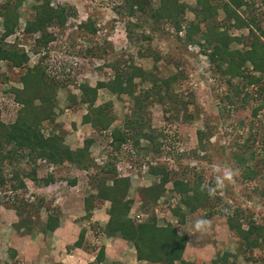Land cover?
Masks as SVG:
<instances>
[{
    "label": "rangeland",
    "instance_id": "374dc122",
    "mask_svg": "<svg viewBox=\"0 0 264 264\" xmlns=\"http://www.w3.org/2000/svg\"><path fill=\"white\" fill-rule=\"evenodd\" d=\"M178 1L187 5L183 18L186 20V26H190L198 18L191 10L195 7L194 0ZM222 1L211 0V3L219 4ZM243 1L245 4L235 11L248 25L235 27L234 20L228 19L221 8H217L216 14L205 23L214 30L225 33L229 38L228 48L232 50H244L253 35L264 38L259 32L264 31V0ZM3 2L4 0H0V4ZM39 3L40 0L22 1L16 9L18 17L13 33L9 39L4 40L5 43L15 41L28 59L20 68L9 66V63L4 61L0 62V119L3 122H11L14 119L19 104L13 101L10 89L21 87L19 78L25 68L39 64L45 68V77L53 78L57 82L56 93L51 99L54 104L53 114L50 121L40 124L41 133L64 135L77 131L76 136L82 140L92 138L88 148L91 166L79 171L69 164L55 165L52 171L48 172L41 163L37 164L39 179L47 174L53 175L54 181L64 192L60 191L61 198L53 203L52 199H47L52 197L53 193L50 191V194L45 196L46 199L41 200L42 207L36 212L33 200L41 196H38L39 191L36 193L35 189L47 190V187L43 188L40 181H27V188L18 193V198L20 196L21 199L13 203L25 204L23 217L26 220L38 226L45 220L44 212L50 210L53 205L76 209L77 200H82L86 194L94 191L95 181L91 180V176L97 171V167L112 161L115 168L116 163H119V173L126 174L127 170L137 176L129 182L127 195L133 200L129 212H142V220L150 213L158 215L159 224L167 222L174 227L177 220L168 212L169 206L178 202L177 198L170 195V184L166 186V191L156 206H146L140 202V188L159 180V174H152L150 170L164 168L169 170L170 179L182 178L190 184L201 180L202 184H210L214 182L212 168L219 164L234 169L236 176L234 182L224 191L217 192L214 197L208 195L212 205L206 204L202 208L205 210L203 215L209 220L220 218L221 221H212L206 233H198L200 236L195 233L196 236L201 237V240L209 238V233H212L210 236L213 235L214 225L217 226L215 229L220 231L223 223L226 224L224 208H231L232 211L241 209L242 214L236 215L233 220L243 227L251 219L256 223L264 221V193H261L264 184V93L257 91L260 82L248 83L247 77L222 74L209 60L207 53L210 47L205 48L200 34H195L192 41H187L183 37L185 29L181 28L182 35H178L166 22H153L147 13L140 12V8L129 14L123 0H51L52 7L61 6L64 10L71 7L74 15H70L62 27L54 23L47 24L45 33L51 35L52 40L46 47L41 44L34 46L38 31L34 32V38L33 33H16L20 32L26 20L32 18L33 6ZM149 6L154 9L157 2L151 0ZM87 18L97 28L93 34L80 27ZM249 18H252L254 23H249ZM199 23L203 29L204 22ZM135 24L137 26H134ZM87 48L102 49L103 53L90 55L86 53ZM129 64L141 68L144 72L142 78L133 79L132 95L124 92L111 93L105 87H99L93 100V105L107 106L114 118L112 126L121 125L124 119L136 117L137 113L142 119L139 134L131 136L138 142L133 148L135 155L131 158L118 153L116 159H113L111 156L116 152L107 149L108 131H96L89 124L81 122V116L86 112L90 99L86 97L87 102H81L79 85L87 84L92 87L98 81L109 82L114 67L125 69ZM223 67L221 66V69ZM240 70L253 78L259 77V73L251 71L248 62H245ZM173 74L176 79L170 82L167 88L163 85L156 92L153 89L148 95L140 96L151 86L152 77L161 79ZM134 97L139 99L138 104L134 103ZM77 143L78 141H74V144ZM7 148L8 146L3 149ZM235 154L246 159L238 164L234 158ZM125 162H130V170L126 168ZM11 167L21 171L27 169L22 161L2 163V172L6 174ZM246 167L256 169L257 177L251 181L241 178L240 174L246 171ZM117 171L116 169V173ZM71 178L77 181L73 189H69L71 185L67 182V179ZM4 189L5 195L0 197V206L3 207L0 208L2 235L6 233L3 229L10 228L12 231L19 228L14 209L10 202L5 200L7 196L12 195L8 193L9 186L6 185ZM30 195L33 197L32 201H28ZM29 204H33L32 209ZM158 205L162 206L161 209ZM196 212L197 216L193 215L189 221L191 228L195 218L202 214L201 211ZM74 218L75 221L80 219L76 214ZM196 236L193 234L195 240ZM3 252L0 248L2 261L5 257ZM263 252L254 248L250 255L262 257ZM211 255L210 253L209 256Z\"/></svg>",
    "mask_w": 264,
    "mask_h": 264
},
{
    "label": "trees",
    "instance_id": "16d2710c",
    "mask_svg": "<svg viewBox=\"0 0 264 264\" xmlns=\"http://www.w3.org/2000/svg\"><path fill=\"white\" fill-rule=\"evenodd\" d=\"M22 1L4 0L0 4V26L2 30L0 33V62L4 61L15 68L23 67L28 57L21 48H18L15 41L5 43L4 40L13 33L18 17L16 9L21 5ZM150 1L123 0V4L128 8L127 13L129 14L136 12L140 8V12L143 14L147 13L153 22L162 20L174 28L175 32L181 28L185 29L183 37L187 41H192L195 34H200L205 42V48L210 47L207 55L217 70L222 74L247 77L248 83L260 82V86H257V91L264 93V38L260 39L262 36L253 35L244 50H232L228 48L229 38L225 33L218 32L212 26L205 25L206 21L216 14L217 8H221L228 19L234 20L235 27L248 25V22L241 19L235 11L236 8L245 4L243 0H223L219 4H212L211 0H194L195 7L191 10L195 12V16L198 18L190 26H186V20L183 18V13L187 8L186 4L178 0H154L157 2V6L152 9L149 6ZM50 2L51 0H40L39 4L33 6L32 18L26 20L23 24L24 33L39 32L37 39L34 40V46L41 44L46 47L52 40V36L45 33L47 24L54 23L62 27L67 18L70 15H74V10L71 7L64 10L61 6L52 7ZM199 21L204 22L203 29L200 28ZM248 21L249 23H254L252 18H249ZM134 26L137 25L135 24ZM80 27L86 29L90 34L95 33V30H97L95 24L89 18L85 19L84 23L80 24ZM259 32L264 35L263 30ZM127 33L129 34V31ZM86 53L101 55L103 51L102 49L89 50L87 48ZM245 62L250 64L251 71L259 73V77L253 78L252 75L241 72L240 69ZM221 66H224L223 69H221ZM113 69V76L109 82L102 83L98 81L92 87L87 84L79 85L81 102L86 103V97L90 99L86 112L81 116V122L89 124L93 130L108 131L109 145L116 152L114 156H111L113 159H116L115 157L118 153L132 158L135 155L133 148L138 145V142L137 139H133L131 136L139 134L138 129L141 128L142 124L139 113H137L136 117H127L119 126H112L114 118L107 110V106L93 105V100L99 87H105L111 93L124 92L132 95L133 79L135 77L142 78L144 72L141 68L130 64L125 69L118 67ZM122 78L123 80H121ZM175 79V74L161 79L152 77L151 86L144 90L140 96L148 95L153 89L156 92L163 85L167 88L169 83L175 81ZM19 81L21 83L20 88L10 89L13 93V101L19 104L15 111L14 119L11 122H3L0 119V197L2 198V195H5L6 190L4 188L8 185V192L10 191L12 195L7 196L5 200L10 202L16 213L18 226L23 227L25 231H29L33 224L23 217L25 204L15 205L13 203L21 199L20 196L18 198V193L25 190L27 181L35 183L40 181L42 185H46L55 179L50 174L40 179L37 178V160L44 159L45 162L54 166L69 164L80 170L88 169L91 166L88 148L92 143V138H84L80 147L70 149L64 143L62 135L53 132L47 135L41 133L40 124L44 121H50L53 114L54 104L51 99L56 93L57 82L53 78L47 79L45 77V68L40 67L39 64L25 68L23 74L20 75ZM134 100V103L138 104L139 99L134 97ZM7 146V149H3ZM234 158L238 164H241L244 161L243 159H246L237 154L234 155ZM20 161L27 166L26 170L21 171L16 167H11L6 174L2 172V163H19ZM245 169L246 171L240 174L241 178L251 181V179L257 177L256 169H249L248 167ZM150 172L159 174V180L157 183L140 188V202L144 205L146 204V206L149 204L156 206V201L163 196L166 186L170 184V195L173 198H177L178 202L170 205L168 212L177 217L176 226L173 227L167 222L159 224L154 213L148 214L140 222H135L128 216L133 202L132 199L127 198L130 176H118L112 161L98 166L97 171L91 176V180L95 181L94 192L87 194L83 199L84 217H89V211L95 206L96 201L98 203L107 201V220L101 232L105 236L118 235L119 238L130 242L134 248L137 260H145L156 264H175L176 262L178 264H196L195 262L182 260L181 255L185 247L186 235L179 234L177 226L182 224L185 219V213H183L182 209L188 212H196L200 211L206 204L212 205L208 194L200 191L202 181L196 180L190 184L182 178L170 179L169 170L164 168H155L150 170ZM75 181L76 179L74 178L67 179L69 185H74ZM261 193H264V184L261 188ZM41 200V197L33 200V204H36V209H34L36 212L38 208L42 207ZM33 204H29L31 209ZM165 205L168 206L169 204L165 203ZM158 207L161 209L162 206L158 205ZM239 214H242L241 209H235L230 215H226V224L239 244V253L245 259H249L253 248L264 251V221L256 223L251 219L243 227L236 220H233ZM57 216V208H51L50 212L46 214L44 223L40 225V229L43 232L52 231L57 227ZM83 233L84 230L81 228L74 242L75 245L80 243ZM102 253L103 247H100L97 251L99 260L102 259ZM229 257H232V255L223 252L220 256L213 259L212 262L233 264L232 260H228ZM252 260L254 262L260 261L259 264H264V256H256Z\"/></svg>",
    "mask_w": 264,
    "mask_h": 264
},
{
    "label": "crops",
    "instance_id": "0c3cea01",
    "mask_svg": "<svg viewBox=\"0 0 264 264\" xmlns=\"http://www.w3.org/2000/svg\"><path fill=\"white\" fill-rule=\"evenodd\" d=\"M71 132L72 134L67 133L62 135L64 143L70 149L80 147L82 138L76 136L77 131ZM74 141H78V143L74 144ZM78 170L80 171V169ZM36 175L39 179L37 172ZM28 182L34 183L32 181ZM76 183L77 181H75V185L69 186V189H73ZM153 183H155V181L150 182L149 185ZM58 185L59 184L54 181L42 185L43 188L47 187L48 191L40 188L34 189L36 193L39 191L38 196L43 197L42 199H46L45 196L49 195L51 191V193H53L52 197L50 198L48 196L49 198L47 199H52V202L56 203V200L62 196L60 191L64 192L63 188L60 189ZM93 192L89 193L92 194ZM74 197L75 194H73V199ZM127 198L130 199L128 195ZM83 199L84 197L82 200H77L76 209L72 207L62 208L57 205L52 206V208H57L58 210V224L52 231L43 232L40 229V225H42L45 220L38 226L33 225L29 231H25L23 227H19L12 231L10 228L3 229L2 231H6V233L4 235L0 234V248L3 249V255L5 257L3 256L4 261H2L0 256V264H156L145 260H137L134 248L130 242L119 238L118 235L105 236L101 232L107 220V201H102L100 204L96 201L95 206L89 211V217L85 218ZM0 208L3 209L2 206H0ZM182 210L183 213H185V219L182 224L177 226V232L186 235V243L181 255L182 260L185 262H195L196 264H217L212 262V260L220 256L223 252H226L232 255L228 260H232L233 264L237 261H239L240 264L256 263L252 260V258L256 257L254 254L253 256L250 255L251 258L245 259L243 255L239 253V244L237 240H235L234 234L228 228L227 224L223 223L220 231L215 229L217 226L214 225L213 235L210 236L212 233H209V238L201 240V237H199L200 235L196 233L199 235L197 237L189 224V221H191L190 218L193 215L197 216V212H188L185 209ZM200 211L202 214L199 216L204 217L203 213H205V210L201 209ZM49 212L50 210L44 212L45 217ZM74 212L80 217L78 221H75ZM154 215L157 218L158 215ZM171 216L176 217L175 215ZM212 221L218 222L221 220L220 218H211L210 222ZM81 228L84 230L83 237L80 243L75 245L74 242ZM193 234L197 237L196 240ZM214 237H216V239ZM100 247H103L101 260H99L97 256V251ZM252 250H254V248ZM210 253L212 254L211 257L209 256ZM175 264H178V262Z\"/></svg>",
    "mask_w": 264,
    "mask_h": 264
},
{
    "label": "clouds",
    "instance_id": "9594fccd",
    "mask_svg": "<svg viewBox=\"0 0 264 264\" xmlns=\"http://www.w3.org/2000/svg\"><path fill=\"white\" fill-rule=\"evenodd\" d=\"M214 174V182L206 183L200 186V191L206 192L210 197H214L217 192L224 191L229 184L234 182L236 171L228 166L214 165L212 168ZM224 213L230 215L232 213L231 208H224ZM210 220L206 217H197L192 222V229L195 233H206L210 227Z\"/></svg>",
    "mask_w": 264,
    "mask_h": 264
},
{
    "label": "built area",
    "instance_id": "2783aa9c",
    "mask_svg": "<svg viewBox=\"0 0 264 264\" xmlns=\"http://www.w3.org/2000/svg\"><path fill=\"white\" fill-rule=\"evenodd\" d=\"M22 32H24L23 31V28H21V30H20V32L19 33H16L17 35H21L20 33H22ZM175 33H177L178 35H182L181 34V30H179V31H177V32H175ZM34 34V36H33V38L34 37H36V34L35 33H33ZM12 35V34H11ZM11 35H9L8 37H6L5 38V40H7V39H9L10 37H11ZM15 35V34H14ZM15 37V36H14ZM129 147V146H128ZM111 149L112 150V148L110 147V145H109V138H108V142H107V149ZM113 151V150H112ZM131 151V150H130ZM128 161V160H127ZM39 163H41L43 166H45L46 167V169H47V171L48 172H51L52 171V169H53V167H54V165H52L51 163H47V162H45V160L44 159H38L37 160V163L36 164H39ZM126 164H125V166H126V168L128 169V170H130L131 169V164H130V162H125ZM116 169L118 170L117 171V175H119V176H130V181L131 180H135L134 178H137V176L136 175H134V173L133 174H131V173H129L130 171H127L126 170V174H121V173H119V163H116ZM22 192V191H21ZM8 193H10V191L8 192ZM26 196H27V194H26ZM160 198H162V197H160ZM159 198V199H160ZM159 199H158V201H159ZM33 200V197H32V195H30L29 197H28V201H32ZM144 216V214L142 213V212H129V217L133 220V221H135V222H140V221H142V217ZM243 226V225H242Z\"/></svg>",
    "mask_w": 264,
    "mask_h": 264
}]
</instances>
